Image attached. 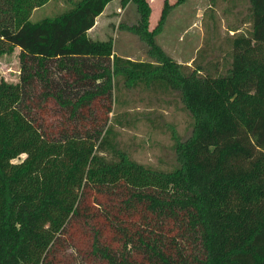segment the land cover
I'll use <instances>...</instances> for the list:
<instances>
[{"label": "trees", "instance_id": "16d2710c", "mask_svg": "<svg viewBox=\"0 0 264 264\" xmlns=\"http://www.w3.org/2000/svg\"><path fill=\"white\" fill-rule=\"evenodd\" d=\"M47 1L0 0V55L20 50L19 81H0V264H264V0L214 73L156 42L168 5L149 30L147 0H119L149 62L89 37L112 0L31 21ZM121 87L175 93L190 114L170 169L120 146Z\"/></svg>", "mask_w": 264, "mask_h": 264}, {"label": "rangeland", "instance_id": "374dc122", "mask_svg": "<svg viewBox=\"0 0 264 264\" xmlns=\"http://www.w3.org/2000/svg\"><path fill=\"white\" fill-rule=\"evenodd\" d=\"M78 0H48L35 8L31 21L52 18L73 7ZM147 0L150 5L148 28L152 30L164 5L169 9L156 42L163 51L182 65L206 66L211 72H224L229 61V39L251 28L248 0ZM136 5L122 7L119 0L110 1L88 31L93 40L111 39L116 55L135 61L154 62L147 45L135 34L122 28L138 20ZM122 25V26H121ZM195 59V60H194ZM213 64H216L214 68ZM20 72V50L14 47L0 55V81L17 83ZM113 115L120 146L144 165L170 169L175 163L174 135L190 134L191 117L177 94L155 95L142 87H121Z\"/></svg>", "mask_w": 264, "mask_h": 264}]
</instances>
